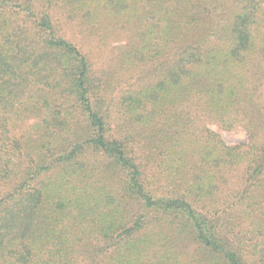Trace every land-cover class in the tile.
Masks as SVG:
<instances>
[{"label":"trees","instance_id":"obj_1","mask_svg":"<svg viewBox=\"0 0 264 264\" xmlns=\"http://www.w3.org/2000/svg\"><path fill=\"white\" fill-rule=\"evenodd\" d=\"M0 264H264V0H0Z\"/></svg>","mask_w":264,"mask_h":264},{"label":"rangeland","instance_id":"obj_2","mask_svg":"<svg viewBox=\"0 0 264 264\" xmlns=\"http://www.w3.org/2000/svg\"><path fill=\"white\" fill-rule=\"evenodd\" d=\"M69 32V37L73 38V42L77 43L83 52H89L90 61L92 62L94 69L99 70L107 66L110 54L112 52L109 46H100L95 40H89L86 42L85 40L75 37L72 34L73 32ZM113 45L118 44L113 43L112 46ZM210 127L219 132L224 141L228 144H237L247 141L246 133L241 127H236L232 130L220 129L214 124L210 125Z\"/></svg>","mask_w":264,"mask_h":264}]
</instances>
